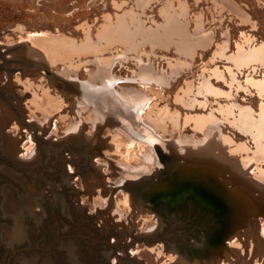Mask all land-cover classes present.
<instances>
[{
  "label": "rangeland",
  "instance_id": "rangeland-1",
  "mask_svg": "<svg viewBox=\"0 0 264 264\" xmlns=\"http://www.w3.org/2000/svg\"><path fill=\"white\" fill-rule=\"evenodd\" d=\"M234 1L249 24L215 0H0V264H71L67 243L79 248V264H264V205L227 231L223 215L194 201L138 211L135 197L133 203L116 183L123 171L152 172L171 144L182 153L217 155L264 201L257 185L264 160L240 119V108L248 106L258 118L264 96L245 78H264V63L231 80L224 72L230 62L216 55L224 38L226 52L237 41L250 48L264 40V0ZM175 20L189 36L211 31V45L183 57L175 40L162 44ZM112 26L119 31L113 40L107 38ZM214 68L226 82L213 76ZM205 79L228 95L206 92ZM104 91L109 98L102 102ZM111 93L138 96L140 107L107 124ZM210 111L217 119L195 120ZM210 122L229 145L195 125ZM242 143L249 149L236 148ZM227 149L255 160L252 168L241 167ZM6 187L12 196L30 190L43 197L24 211L12 199L16 216L25 214L23 235L6 207ZM31 207H40V218ZM10 231L19 238L9 239ZM215 236L222 239L198 250Z\"/></svg>",
  "mask_w": 264,
  "mask_h": 264
},
{
  "label": "water",
  "instance_id": "water-1",
  "mask_svg": "<svg viewBox=\"0 0 264 264\" xmlns=\"http://www.w3.org/2000/svg\"><path fill=\"white\" fill-rule=\"evenodd\" d=\"M50 77L56 79L54 74ZM111 102L113 106H111ZM111 102L106 104L111 110L110 113L116 110L119 104L117 101ZM115 106V109H111ZM125 109L118 107L116 114L106 115L109 120L105 121V123L114 124L117 120L121 122L126 117ZM128 117L130 118V116ZM132 120V126L139 124L134 119ZM167 142L170 144L172 140ZM171 149L167 154L168 157L163 159V164L157 163L152 172L145 171L138 175L135 174V170L123 171L124 177H121V180H117L118 182L116 183L128 189L131 193H129V196L133 202L135 201L132 195L135 197L141 207L137 208L138 211L143 208L156 210L157 204L161 203L168 207H176L179 204L188 203L187 201H194L218 215H223L226 224L225 230L232 231L244 225L245 216L248 213L254 214L255 211H260L263 207V197L253 193V183L246 177L238 178V172L229 171L228 167H221L216 163H212V161L209 162L207 157L200 154L196 158L194 155L179 153L175 148ZM36 189L37 192H40L38 187ZM13 194V199L23 211L30 209L25 206L29 205V201H35L39 205L43 198L40 195L41 193L33 195L30 190H27L26 195L21 197H17L14 191ZM31 209L33 214L31 216L35 219L40 218L42 215L40 207L38 209L31 207ZM18 216H20L19 225L22 228L23 235L25 227L21 219L24 218L25 214L20 213ZM213 239L208 244L203 243L198 250L210 247L212 243H215V240H221L222 236H215ZM198 250L196 253L199 252Z\"/></svg>",
  "mask_w": 264,
  "mask_h": 264
},
{
  "label": "crops",
  "instance_id": "crops-1",
  "mask_svg": "<svg viewBox=\"0 0 264 264\" xmlns=\"http://www.w3.org/2000/svg\"><path fill=\"white\" fill-rule=\"evenodd\" d=\"M215 2L218 7L223 8L224 10H228V11L231 10L232 15L236 13L237 15L241 16L240 19L245 20L244 24H249V21H248L249 16L246 15V11L244 10L242 6H239L237 2H235L234 0H215ZM220 19L221 18H219V20ZM168 23H171V22L169 21ZM172 24L173 26L168 25L166 26V29H165L167 31L168 39L167 40L162 39L161 42L164 45L168 42V46H170L172 41L175 40L172 45L175 46V49L178 51L180 56H183V57L192 56L199 50L207 49V47L211 45V37H212L211 31H204L196 36H192V35L189 36V34L186 31L183 32L179 30L177 26L179 24L177 23L176 20L172 21ZM218 26L219 25L217 24L216 29ZM114 27L115 26H112V28H109L110 31L107 36V38L111 40H113L116 37V33L119 32L117 29L115 32ZM125 33L126 31H122L123 35ZM117 36H118L117 39L121 38L120 35H117ZM105 37H106V33H105ZM219 45H220V48H219V51L216 52V55L223 56L227 62H230V64H227L226 67H224V72L225 73L228 72L231 75V80L235 79V72H239L242 69L249 71L250 67H258L260 66L259 64L264 63V40H261V42H259L257 45L250 47V48H244L242 42L237 41L235 43L236 49L232 50L231 52L230 51L226 52L227 38H224L222 42L219 43ZM145 70L151 72V70H149L148 67H146ZM224 72L218 68L212 69L213 76H215L217 79L219 78L218 80H221V81L224 80L226 82L227 80L225 78ZM157 78L158 77H155L152 74V78L150 77V80L157 81ZM245 79H246V82L248 81L250 85L254 86L257 89L258 94H261V96H264L263 95L264 94V78L252 79L251 77H246ZM201 85H202V88L206 92L212 91L218 94H223V95L225 94L226 96L228 95V93L224 91L214 89L212 85H210L209 79L203 80ZM105 93L106 92L104 91L103 93L99 94V98H98L99 101L101 100L102 102H105L102 99L105 100L106 98H109V96ZM111 94H112L110 97L111 100L108 99V102L117 101L119 103L117 105V109L118 107L123 108V109L126 108L125 111L128 112L129 110H131L130 113L131 115H133L132 113H135L136 110L140 107V102H138L140 98L138 96H136L135 98L134 97L130 98V97L125 96L124 98L122 96H118L117 94H116V97L115 96L113 97V93ZM111 109H115V107ZM117 109L112 111L111 113H117L118 112ZM259 109H260L259 113H257L258 118L255 119L252 115L253 110L249 106L245 108H240L241 110L240 119L242 120V123L245 127L243 130L247 133L250 132L251 137L254 141V144H255L254 152H259L260 154H262V158L264 160V104L263 102H260ZM208 118L210 120H212V118L217 119L216 116L210 111L206 115L205 114L196 115L195 120L206 121ZM210 123L213 124L214 122H210ZM217 124L218 123L216 122L213 125H209L207 123H203V124L196 123L195 125L198 129L204 131L205 134H207L208 136L214 137V139L217 140V142L220 141L221 143L222 141L226 143V145H229L231 140L227 136H223V138H221L219 126ZM239 147L244 148V149H249V146H247L245 143H242L241 145L238 144L236 146V148H239ZM227 151L229 152V154L232 155L233 159L239 162L241 167L252 168L253 162L255 160L252 161L251 157L247 158V160L245 161L243 160L245 162L244 163L241 159H237L236 157L233 156V152L231 151V149L229 150L227 149ZM259 171H260L261 177L259 178L257 182L259 184L257 185H260L261 183L262 187H264V169L259 168ZM253 179H254V176H253Z\"/></svg>",
  "mask_w": 264,
  "mask_h": 264
},
{
  "label": "bare ground",
  "instance_id": "bare-ground-1",
  "mask_svg": "<svg viewBox=\"0 0 264 264\" xmlns=\"http://www.w3.org/2000/svg\"><path fill=\"white\" fill-rule=\"evenodd\" d=\"M27 39V38H26ZM22 40H25V38L23 37L22 39H21V41ZM27 43H29V42H27ZM31 44V43H30ZM91 96V95H90ZM103 100V99H102ZM113 105V104H112ZM115 108H116V106H115ZM114 114H116V113H114ZM122 117V116H121ZM124 119V118H123ZM109 124V123H108ZM155 137V139H156V137L158 138V135H156V136H154ZM134 143H135V141H133ZM170 147L171 148H173V146L170 144ZM202 147V146H201ZM213 148V147H212ZM150 150V149H149ZM175 150H177V149H175ZM178 151V150H177ZM178 152H181V151H178ZM152 153V152H151ZM151 153H149V154H147V153H145L144 151H143V157L144 158H148V159H150V160H152V155H153V153L151 154ZM182 153V152H181ZM185 154H188V155H194V157H198L199 155H195V154H193V153H185ZM212 155H213V153H212ZM211 155V157H207V159H209V162L210 161H212V163H216V164H218V165H220L221 167H225L227 164H225V161H221V159L217 156V155H213L212 156ZM149 160V161H150ZM144 167V166H143ZM143 167H141V168H143ZM139 168V167H138ZM145 168V167H144ZM229 168L230 169H232V170H234L235 172H236V170L234 169V167H232L231 165H229ZM132 169V168H131ZM237 175H239V177L238 178H243L244 176L242 175V173L239 171L238 173H237ZM245 178V177H244ZM240 180V179H239ZM104 192V191H103ZM105 194V193H104ZM103 194V195H104ZM4 195H5V198H7V200H6V202L8 201V204L6 205V207L7 208H10L11 210H8L9 212H14V211H12V208H13V206H14V204H13V196H12V193H11V190L10 189H7V187L5 188V190H4ZM129 196V195H128ZM104 197H106V195L104 196ZM129 199L132 201V199L130 198V196H129ZM11 201V202H10ZM4 202V201H3ZM133 202V201H132ZM134 203V202H133ZM7 210V209H6ZM3 211V210H2ZM19 223V222H18ZM22 232V231H21ZM17 233H19V232H14V231H10L9 232V239L11 238V239H18L19 238V235L17 234ZM117 259V258H116ZM200 261V260H199ZM202 263V262H201ZM197 264V263H196ZM200 264V263H199Z\"/></svg>",
  "mask_w": 264,
  "mask_h": 264
},
{
  "label": "flooded vegetation",
  "instance_id": "flooded-vegetation-1",
  "mask_svg": "<svg viewBox=\"0 0 264 264\" xmlns=\"http://www.w3.org/2000/svg\"><path fill=\"white\" fill-rule=\"evenodd\" d=\"M5 190V188H3ZM7 189H10L9 187H7ZM4 192V191H3ZM57 204V203H56ZM58 206V205H56ZM60 210H63L62 208L59 207ZM5 214V213H4ZM8 216H10L9 214H7ZM24 217V216H23ZM11 219L16 220L18 222H20L19 217L16 216V212H12L11 213ZM24 220V218L21 219V221ZM24 224V223H23ZM66 242H71V241H65ZM77 249V250H75ZM78 247H74L73 244L71 243H67L66 245H64L63 250L65 252V254L67 255L69 261L71 264H79V255H78ZM113 258V257H112ZM113 261V260H112Z\"/></svg>",
  "mask_w": 264,
  "mask_h": 264
}]
</instances>
